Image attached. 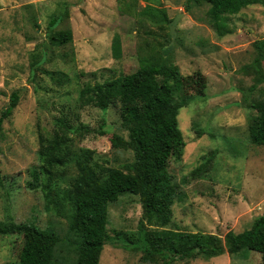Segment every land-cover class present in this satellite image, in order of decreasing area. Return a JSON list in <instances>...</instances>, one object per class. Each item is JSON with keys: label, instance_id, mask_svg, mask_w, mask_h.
<instances>
[{"label": "rangeland", "instance_id": "obj_1", "mask_svg": "<svg viewBox=\"0 0 264 264\" xmlns=\"http://www.w3.org/2000/svg\"><path fill=\"white\" fill-rule=\"evenodd\" d=\"M208 8L195 0H0V114L11 94L19 93L17 106L2 125L0 221L53 232L61 240L54 249L56 264H73L76 253L65 241L71 239L67 219L47 205L40 188L27 186L40 166L38 134L48 137L56 117L78 116L73 124L88 132L73 136L74 152L93 151L102 166L132 162V151L111 147L113 136L127 139L118 106L78 109L79 91L86 84L138 71L142 59L162 48L168 49L167 61L195 85L182 94L188 104L177 116L185 144L181 157L170 158L167 167L178 187L172 220L165 228L145 226L150 243H170L171 237L160 234L168 231L212 235L223 243L228 232L241 233L264 216V146L250 141L257 115L253 106L264 103V54L260 74L250 67L257 54L253 44L264 40V0L228 16L224 35L210 25ZM163 15L171 21L178 17L172 45ZM55 18L61 21L53 31L70 29V43L51 44L47 31ZM114 36L121 41L119 59L112 56ZM44 71L62 82L52 81ZM196 169L200 176L193 175ZM75 175L69 166L52 189L70 187ZM39 180L43 184L44 178ZM52 197L57 198L55 190ZM142 213L138 196L121 195L108 207L109 233H136ZM22 245L21 236L0 235V264H18ZM260 259L259 253L248 251L208 260L145 258L130 247L107 244L99 264H259Z\"/></svg>", "mask_w": 264, "mask_h": 264}, {"label": "trees", "instance_id": "obj_2", "mask_svg": "<svg viewBox=\"0 0 264 264\" xmlns=\"http://www.w3.org/2000/svg\"><path fill=\"white\" fill-rule=\"evenodd\" d=\"M195 1L209 5L207 18L219 35L229 32L226 24L228 16L237 15L242 9L261 2ZM60 21L61 18H55L48 25L47 36L55 46L72 41L70 29L53 31ZM161 22L169 25L171 20L163 15ZM253 47L257 54L250 67L260 74L264 40L256 41ZM111 51L115 59L121 57L118 36L112 40ZM167 54L168 49L162 48L159 54L142 59L138 71L101 83L86 84L79 91L78 109L90 106L106 111L110 106H118L120 125L127 132V139L115 135L110 143L114 149L132 151V162L121 167L102 166L94 160L93 151L79 149L74 152L73 136L82 131L88 132V129L73 124L78 116L70 119L71 116L63 115L53 120V129L48 137L38 134L40 166L32 171L34 181L27 186L31 190L40 188L47 205H53L67 219L71 239L65 241L76 253L73 264H99L101 252L107 244L130 247L142 252L145 258L173 256L208 260L224 253L237 257L243 251L257 252L261 255L259 264H264V216L256 217L250 227L241 233L228 232L223 243L212 235L169 231L160 234L171 237L170 243H150L151 233L145 226L165 228L172 220V206L178 197V187L167 167L170 158L181 157L185 144L177 116L179 109L188 104V99L182 94L186 95L195 85L192 77L183 76L177 66L167 61ZM44 60L45 55L41 61ZM44 72L51 76L52 81L62 82L60 77L55 79V73ZM92 75L95 76L94 73ZM18 102L19 93L13 92L7 107L0 114V139L3 122ZM253 107L257 115L250 128V141L264 146V103ZM100 133L103 134L102 131ZM71 165L76 170L71 186L52 189L59 179L66 177ZM193 175L200 176V169H196ZM39 178H44L43 184H40ZM54 190L57 198L52 197ZM125 193L139 197L142 217L136 233L127 236L117 232L111 235L107 229L108 207ZM0 235L22 237L18 264H56L54 249L61 240L53 232L42 231L32 224L0 221Z\"/></svg>", "mask_w": 264, "mask_h": 264}, {"label": "water", "instance_id": "obj_3", "mask_svg": "<svg viewBox=\"0 0 264 264\" xmlns=\"http://www.w3.org/2000/svg\"><path fill=\"white\" fill-rule=\"evenodd\" d=\"M177 21H178V17L173 19L169 24V30H170V36H171V45H172L174 38H175V34H176L175 26H176Z\"/></svg>", "mask_w": 264, "mask_h": 264}]
</instances>
